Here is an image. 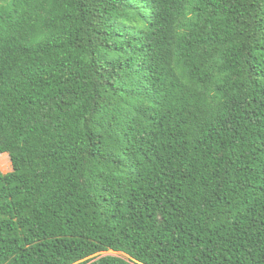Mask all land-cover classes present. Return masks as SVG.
Instances as JSON below:
<instances>
[{
	"label": "trees",
	"instance_id": "1",
	"mask_svg": "<svg viewBox=\"0 0 264 264\" xmlns=\"http://www.w3.org/2000/svg\"><path fill=\"white\" fill-rule=\"evenodd\" d=\"M0 264H264V0H0Z\"/></svg>",
	"mask_w": 264,
	"mask_h": 264
},
{
	"label": "rangeland",
	"instance_id": "2",
	"mask_svg": "<svg viewBox=\"0 0 264 264\" xmlns=\"http://www.w3.org/2000/svg\"><path fill=\"white\" fill-rule=\"evenodd\" d=\"M0 167L3 173L12 171V164L8 154L0 155Z\"/></svg>",
	"mask_w": 264,
	"mask_h": 264
}]
</instances>
